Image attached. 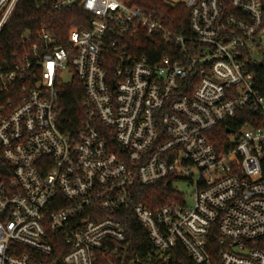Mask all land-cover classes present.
<instances>
[{
	"label": "built area",
	"instance_id": "built-area-1",
	"mask_svg": "<svg viewBox=\"0 0 264 264\" xmlns=\"http://www.w3.org/2000/svg\"><path fill=\"white\" fill-rule=\"evenodd\" d=\"M165 1L189 11V35L122 0H37L88 14L89 27H72L65 44L46 27L25 32L0 65V264H169L178 248L214 264L213 226L218 264H264V75L249 70L264 71L263 4ZM20 2L0 0V37ZM141 36L167 55H136ZM74 78L86 118L64 130L60 99ZM241 114L219 153L208 134ZM184 182L191 203L175 190ZM158 183L179 200L137 202L138 185ZM119 211L133 213L153 254L130 256Z\"/></svg>",
	"mask_w": 264,
	"mask_h": 264
},
{
	"label": "trees",
	"instance_id": "trees-1",
	"mask_svg": "<svg viewBox=\"0 0 264 264\" xmlns=\"http://www.w3.org/2000/svg\"><path fill=\"white\" fill-rule=\"evenodd\" d=\"M125 4L133 7H140L146 11H155L161 18L165 28L175 34H190L189 11L181 5H172L165 0H122ZM264 8V0H261ZM90 16L77 9H68L61 12L51 13L47 8H39L37 0H21L6 28L0 37V65L9 59L14 52L19 49V41L22 34L31 32L36 35L42 27L58 37L60 43L65 44L69 31L72 27L88 29ZM153 39L139 37L136 55H145L150 62H154L156 57L167 55L163 48L156 47ZM255 71L257 77L264 75L263 69H249ZM84 96V86L76 78L66 85L59 105V125L64 130L76 129L86 118V113L82 105ZM242 114L234 121L220 125L208 134L209 142L221 153L229 148L228 129L237 131L245 122ZM180 194L175 191L170 184H153L149 186H137V202L143 206L155 210L173 201L179 200ZM116 218L124 226L127 235V243L130 245L127 252L130 256H146L153 254V248L149 242L147 231L138 223L131 211H119ZM208 250L213 263H219V255L225 250L221 245L216 226L211 228L208 237ZM54 258L61 259L65 253L63 239L56 236L53 240ZM124 247H120L122 251ZM99 264H107L102 258ZM169 264H195L187 252L178 248L173 252V257Z\"/></svg>",
	"mask_w": 264,
	"mask_h": 264
},
{
	"label": "rangeland",
	"instance_id": "rangeland-1",
	"mask_svg": "<svg viewBox=\"0 0 264 264\" xmlns=\"http://www.w3.org/2000/svg\"><path fill=\"white\" fill-rule=\"evenodd\" d=\"M63 80L65 83H69L72 80V74L67 72L63 76ZM175 190L185 194L188 203L192 202V197L195 189L192 186H189L187 183H181L175 186Z\"/></svg>",
	"mask_w": 264,
	"mask_h": 264
},
{
	"label": "water",
	"instance_id": "water-1",
	"mask_svg": "<svg viewBox=\"0 0 264 264\" xmlns=\"http://www.w3.org/2000/svg\"><path fill=\"white\" fill-rule=\"evenodd\" d=\"M59 264H62V263H59Z\"/></svg>",
	"mask_w": 264,
	"mask_h": 264
}]
</instances>
